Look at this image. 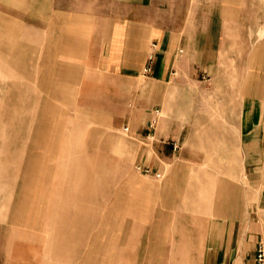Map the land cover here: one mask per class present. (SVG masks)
Returning a JSON list of instances; mask_svg holds the SVG:
<instances>
[{
	"label": "rangeland",
	"instance_id": "obj_1",
	"mask_svg": "<svg viewBox=\"0 0 264 264\" xmlns=\"http://www.w3.org/2000/svg\"><path fill=\"white\" fill-rule=\"evenodd\" d=\"M48 2L0 0V264H200L206 226L244 194L242 106L264 125V0H175L196 24L210 3L229 11L214 67L161 102L84 67L85 35L120 5Z\"/></svg>",
	"mask_w": 264,
	"mask_h": 264
},
{
	"label": "crops",
	"instance_id": "obj_2",
	"mask_svg": "<svg viewBox=\"0 0 264 264\" xmlns=\"http://www.w3.org/2000/svg\"><path fill=\"white\" fill-rule=\"evenodd\" d=\"M174 1L112 0L121 6V13L103 19L107 22L104 34H99L97 27L85 35L84 67L101 74L116 95L125 93L131 97L135 85H143L144 91L156 93V102L162 101L163 88L172 87L188 70H211L228 7L209 2L198 13L196 24L194 8L180 12ZM235 5L237 13L239 7ZM55 13L59 17L82 15L59 10ZM90 14L92 20L99 19L91 10ZM148 109L149 105H143L141 129L147 128L150 121ZM252 117H256L253 109L242 106L236 126L244 194L233 207L232 216L225 215L206 226L198 255L200 264H255L257 247L264 244V125Z\"/></svg>",
	"mask_w": 264,
	"mask_h": 264
},
{
	"label": "built area",
	"instance_id": "obj_3",
	"mask_svg": "<svg viewBox=\"0 0 264 264\" xmlns=\"http://www.w3.org/2000/svg\"><path fill=\"white\" fill-rule=\"evenodd\" d=\"M150 127H151V125H150ZM125 130H127V129H125ZM137 170L140 171L141 173H144V174L150 173V171L147 168H145L144 166L137 167ZM155 178L160 180V179H162V176H161V174L156 173ZM254 261H255V264H264V246H263V244L258 245Z\"/></svg>",
	"mask_w": 264,
	"mask_h": 264
}]
</instances>
